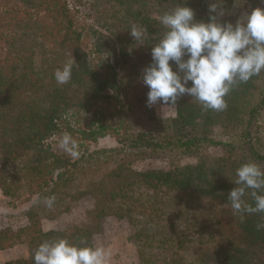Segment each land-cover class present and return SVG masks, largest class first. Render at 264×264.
Instances as JSON below:
<instances>
[{
    "label": "trees",
    "instance_id": "1",
    "mask_svg": "<svg viewBox=\"0 0 264 264\" xmlns=\"http://www.w3.org/2000/svg\"><path fill=\"white\" fill-rule=\"evenodd\" d=\"M211 2L186 0V5L197 21H207ZM181 3L185 0H0V191L11 207L35 198L26 226L0 230V250L28 251V257L6 264H34V252L45 240L95 246L109 217L133 227L141 264H264V229H256L264 213L242 220L227 200L241 164L252 160L264 168V71L235 85L225 110H203L185 94L175 105L177 116L168 120L169 133L152 129L158 119L147 106L149 89L141 75L164 32L159 16ZM223 7L222 22L235 23L244 12L264 8V0H224ZM132 25L144 30L142 43L131 36ZM72 58L71 81L58 85L55 70ZM64 132L78 142L79 159L49 142ZM106 136L118 147L91 150ZM216 146L225 155L205 153ZM159 152H181L197 161L169 170L133 168L131 156ZM52 196L51 219L54 209L68 211L71 202L91 197L89 222L43 230L42 203ZM245 200L253 203L250 195Z\"/></svg>",
    "mask_w": 264,
    "mask_h": 264
},
{
    "label": "clouds",
    "instance_id": "2",
    "mask_svg": "<svg viewBox=\"0 0 264 264\" xmlns=\"http://www.w3.org/2000/svg\"><path fill=\"white\" fill-rule=\"evenodd\" d=\"M223 4L224 0L208 4L207 21H197L186 0L159 16L164 32L151 49L152 62L143 69L141 79L149 89L147 106L162 105L159 114L163 119L167 115L164 109L175 106L185 94L203 110L223 111L227 108L225 97L235 85L264 71V8L244 12L232 23L221 20L226 15ZM130 34L143 42L142 28L132 25ZM75 63L74 58L68 59L55 70L58 85L71 81ZM57 147L74 160L80 158L79 144L68 132L57 139ZM232 181L236 187L227 200L233 214L243 220L245 214L264 213V168L249 160L235 170ZM248 195L251 204L245 200ZM54 202V196L44 200L48 207ZM256 229H264V223H258ZM111 258L110 249L83 240L74 244L66 238L45 240L33 255L34 264H111Z\"/></svg>",
    "mask_w": 264,
    "mask_h": 264
},
{
    "label": "rangeland",
    "instance_id": "3",
    "mask_svg": "<svg viewBox=\"0 0 264 264\" xmlns=\"http://www.w3.org/2000/svg\"><path fill=\"white\" fill-rule=\"evenodd\" d=\"M85 14L87 11L82 10ZM81 13L80 17L82 20H87L86 24H92L90 19L86 18ZM89 30L88 27H84ZM86 46L88 49L91 47V40L86 39ZM39 60L37 61V63ZM155 110L157 121L152 123V129L157 133H169V119H174L177 116L176 106L171 108H165L164 111L167 113L165 118L159 114L162 105L157 104L152 107ZM264 127V122L262 124ZM60 136L54 137L49 140L53 147L60 151L57 147V139ZM220 140H226L225 137H218ZM118 144L114 137L106 136L101 138L95 145L91 147V150L97 149H115ZM209 156L221 157L225 155V149L222 146L210 147L205 152ZM133 168L138 171H147L151 169H163L169 170L174 165H187L195 164L197 161L196 157L188 156L181 152H159L154 156L144 155H133ZM34 200L31 202L23 203L17 207H11L7 204L8 199L0 191V230L11 229L18 230L19 228L28 224L26 213L29 208L34 204ZM43 206L46 204L43 202ZM40 206V205H36ZM95 201L91 197H84L80 200L73 201L70 204L68 211H53L56 218L51 219V207L46 206V211L42 219V228L45 231L50 230H66L76 225H83L89 222L88 214L94 209ZM47 212V213H46ZM133 227L128 223L127 220H118L115 217L105 218L102 222V230L99 234L94 237L95 246L105 247L110 249L112 258L111 264H141L138 257V247L133 237ZM28 257V251L26 246H21L8 250H0V264H6L8 260H14L19 258Z\"/></svg>",
    "mask_w": 264,
    "mask_h": 264
},
{
    "label": "crops",
    "instance_id": "4",
    "mask_svg": "<svg viewBox=\"0 0 264 264\" xmlns=\"http://www.w3.org/2000/svg\"><path fill=\"white\" fill-rule=\"evenodd\" d=\"M15 259V258H14ZM12 260V259H11ZM11 260H8V261H11Z\"/></svg>",
    "mask_w": 264,
    "mask_h": 264
}]
</instances>
